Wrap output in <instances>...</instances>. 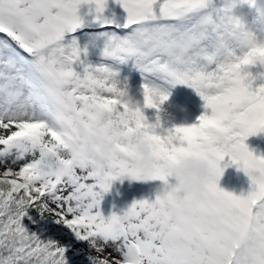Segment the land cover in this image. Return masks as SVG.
Returning a JSON list of instances; mask_svg holds the SVG:
<instances>
[{
	"label": "snow or ice",
	"instance_id": "obj_1",
	"mask_svg": "<svg viewBox=\"0 0 264 264\" xmlns=\"http://www.w3.org/2000/svg\"><path fill=\"white\" fill-rule=\"evenodd\" d=\"M116 3L122 22L105 15L108 0H0V264H230L241 238L264 264V155L245 143L264 131V49L257 59L238 46L242 32H264L255 15L242 25L233 11L252 0ZM85 5L103 29L91 36L104 42L98 64L75 36L64 42L85 26ZM128 61L143 108L159 113L167 87L186 85L204 101L198 122L162 129L157 114L149 123L117 68ZM97 113L116 134L107 157L87 139ZM137 133L153 145L148 175L132 167L128 139ZM193 153L213 168L205 189L162 197L170 165ZM230 165L249 177L246 194L219 186ZM121 177L159 183L154 196L106 216L103 195ZM108 248L106 260L96 255Z\"/></svg>",
	"mask_w": 264,
	"mask_h": 264
},
{
	"label": "rangeland",
	"instance_id": "obj_2",
	"mask_svg": "<svg viewBox=\"0 0 264 264\" xmlns=\"http://www.w3.org/2000/svg\"><path fill=\"white\" fill-rule=\"evenodd\" d=\"M220 2L221 0H216L217 6L220 5ZM81 10H86V12H88V6L87 5L82 6L80 11ZM118 10H121V13L124 14V10L116 3V0H109L108 7L105 10V14L118 12ZM233 11L235 15L243 16L248 24L252 23L255 13L254 10L249 5L247 4L238 5ZM117 19L121 20V18H117ZM73 36H75L78 39L82 47L87 46V56L85 57V59L88 63L98 64L103 60L101 53L103 50L104 42L102 38L97 39L93 43L91 42L92 35L90 36L85 33H82L80 35V33H77L71 36L70 34H66L64 42L70 41L73 38ZM103 62L111 63L110 61H103ZM117 68L120 72L121 78L123 79L126 77L131 87L137 90L136 93L135 92L132 93L133 95L136 94L135 98L137 101L140 102L144 115L149 123H154L156 121L157 114L159 115L162 129H168V128H172L173 126L184 125L183 121L185 120L187 122L189 120L188 118L189 110L187 112L185 111L184 114H179V113L173 114L166 110H162L161 107L159 113H157L156 109L143 108V98L139 91V84H138L140 80L139 77L140 74L134 68L133 62L128 61L126 64L117 65ZM77 71H81V68H77ZM134 77L138 78V81L137 79H134ZM178 85L180 84L171 85L172 86L171 89H170L171 86L167 87L166 91L168 93V99L165 102L176 100L175 98L176 96L181 97V95L178 94L177 92L179 87ZM182 86L189 88L186 85H182ZM189 90L191 92L192 97L196 101L197 105L204 109L203 107L204 101L193 89L190 88ZM181 99L183 100V97H181ZM184 101L185 100H183L182 102L184 103ZM208 111L210 112V110ZM203 112H205V109L203 110ZM245 143L248 145L249 149L254 152V154L264 155V131L248 137L245 140ZM228 159H229L228 157H225V160L221 162V167H224V165L228 162ZM0 171H3V168H0ZM158 183L159 182H144L139 180H133L129 177H121L120 179L113 181L110 190L103 195L100 204V210L103 212L104 215L107 216L112 211L117 209L119 205L123 206L122 209H124L129 204H131L133 200L152 197L154 196V192L156 187L158 186ZM219 186L226 191L234 193L235 195H241V194H246L249 191L250 180L249 177L242 170H239L236 165H230L224 168L223 175L219 181ZM49 218L54 219L55 217L49 216ZM77 247H84V245L77 244ZM109 252H112L111 248H108L105 254H96V255H100L101 258H103V256ZM113 255L115 254L113 253Z\"/></svg>",
	"mask_w": 264,
	"mask_h": 264
},
{
	"label": "clouds",
	"instance_id": "obj_3",
	"mask_svg": "<svg viewBox=\"0 0 264 264\" xmlns=\"http://www.w3.org/2000/svg\"><path fill=\"white\" fill-rule=\"evenodd\" d=\"M255 13V20L259 29L264 32V0H252L249 5ZM241 24H246L243 16H238ZM238 46L246 52L257 55L264 49V39H257L254 34L242 32ZM124 98L128 95L125 92ZM89 144L95 148L99 155L107 157L112 154L116 145V134L113 125L103 113H97L94 127L88 131ZM129 151L133 154L132 167L134 170L148 175L154 170L155 159L152 142L143 134H133L128 139ZM213 174V168L208 159L199 154H186L173 162L168 170V180L158 186L156 191L162 196L172 195L176 199L203 191ZM264 211V205H261ZM230 264H256L258 252L254 245L246 243L242 238L238 246L232 249ZM106 260L107 258H103ZM103 264V262H102Z\"/></svg>",
	"mask_w": 264,
	"mask_h": 264
},
{
	"label": "bare ground",
	"instance_id": "obj_4",
	"mask_svg": "<svg viewBox=\"0 0 264 264\" xmlns=\"http://www.w3.org/2000/svg\"><path fill=\"white\" fill-rule=\"evenodd\" d=\"M109 2V1H108ZM120 9V8H119ZM252 12V11H251ZM88 12H86V10H81L80 11V14L84 17V20H85V26L84 27H82L81 29H79L75 34H77V33H80V35L82 34V33H85V34H87V35H93V34H95V33H99V32H101V31H103V29H101V28H99V27H96L93 23H91V21H92V17H91V15H88L87 14ZM105 15H107V16H109V17H114V18H121V22L123 21V18H124V16L126 15V13L124 12V14H122L121 13V10H118V12H113V13H111V14H105ZM75 34H70L71 36L72 35H75ZM140 77V76H139ZM131 78V77H130ZM134 79H137V81H138V78H135L134 77ZM140 81V80H139ZM131 84H133V83H131ZM137 84V83H136ZM139 84V83H138ZM171 86V85H170ZM175 87V86H174ZM132 88V92H135L136 93V91L137 90H135V89H133V87H131ZM172 88V86L170 87V89ZM176 89V88H175ZM178 91V90H177ZM136 95V94H135ZM134 95V96H135ZM176 95V94H175ZM192 97V96H191ZM176 98V100H172V101H167V102H164L162 105H160V107H161V109L162 110H166V111H168V112H171V113H173V114H175V113H179V114H184L185 113V111L187 110V107L184 105V103L182 102L183 100L181 99V97H175ZM204 104V103H203ZM204 110V109H203ZM197 111V110H196ZM193 114V111H192V113H191V115ZM190 115V116H191ZM185 118V117H184ZM187 118V117H186ZM184 120V119H183ZM185 121V120H184ZM183 121V124L184 125H190L189 124V122L188 123H186V121L184 122Z\"/></svg>",
	"mask_w": 264,
	"mask_h": 264
},
{
	"label": "trees",
	"instance_id": "obj_5",
	"mask_svg": "<svg viewBox=\"0 0 264 264\" xmlns=\"http://www.w3.org/2000/svg\"><path fill=\"white\" fill-rule=\"evenodd\" d=\"M123 206H120L115 209L114 211H120V209H122ZM50 234H53V235H57V238L62 240V241H65V242H73L71 240V237L66 233V230H56V229H52L51 233Z\"/></svg>",
	"mask_w": 264,
	"mask_h": 264
}]
</instances>
